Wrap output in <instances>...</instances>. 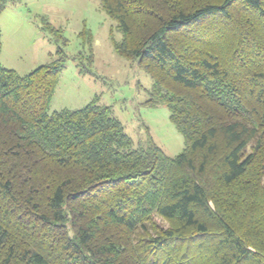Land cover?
I'll return each mask as SVG.
<instances>
[{
	"label": "trees",
	"instance_id": "16d2710c",
	"mask_svg": "<svg viewBox=\"0 0 264 264\" xmlns=\"http://www.w3.org/2000/svg\"><path fill=\"white\" fill-rule=\"evenodd\" d=\"M100 2L185 147L136 144L98 98L50 113L66 61L94 55L46 23L51 63H0V264H264V0Z\"/></svg>",
	"mask_w": 264,
	"mask_h": 264
},
{
	"label": "rangeland",
	"instance_id": "374dc122",
	"mask_svg": "<svg viewBox=\"0 0 264 264\" xmlns=\"http://www.w3.org/2000/svg\"><path fill=\"white\" fill-rule=\"evenodd\" d=\"M46 23L63 31L68 42L64 49L73 56L89 54L88 40L83 44L84 39L79 37L88 30L94 55L91 65L84 61L87 73H81L73 60L66 61L50 113L79 110L98 98L101 105L111 108L136 144L146 142L150 136L168 156L183 151L184 138L171 123L167 108L144 104L151 86L149 75L115 54L110 41L115 23L103 11L100 0H15L8 4L0 14V63L20 75L51 63L61 45L51 41V33L43 31Z\"/></svg>",
	"mask_w": 264,
	"mask_h": 264
}]
</instances>
